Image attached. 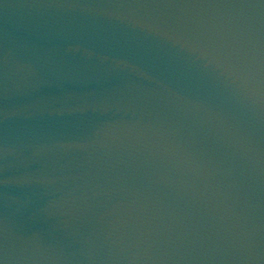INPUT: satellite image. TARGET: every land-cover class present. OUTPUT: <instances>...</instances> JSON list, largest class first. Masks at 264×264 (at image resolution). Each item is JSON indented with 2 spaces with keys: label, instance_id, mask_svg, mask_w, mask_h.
<instances>
[{
  "label": "water",
  "instance_id": "1",
  "mask_svg": "<svg viewBox=\"0 0 264 264\" xmlns=\"http://www.w3.org/2000/svg\"><path fill=\"white\" fill-rule=\"evenodd\" d=\"M0 264H264V0H0Z\"/></svg>",
  "mask_w": 264,
  "mask_h": 264
}]
</instances>
